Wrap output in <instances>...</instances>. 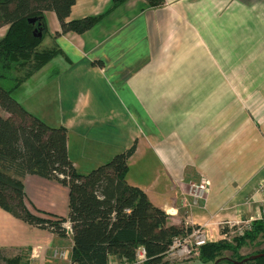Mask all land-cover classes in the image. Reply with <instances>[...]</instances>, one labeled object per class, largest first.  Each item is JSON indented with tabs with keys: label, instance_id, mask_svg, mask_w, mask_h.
<instances>
[{
	"label": "crops",
	"instance_id": "crops-1",
	"mask_svg": "<svg viewBox=\"0 0 264 264\" xmlns=\"http://www.w3.org/2000/svg\"><path fill=\"white\" fill-rule=\"evenodd\" d=\"M111 5L75 0L68 19L102 14L83 33L55 35L60 23L44 11L47 43L38 49L58 54L13 89L14 98L66 128L68 157L80 173L135 144L126 180L168 223L205 225L221 238L222 223L257 220L264 213V0ZM7 29L0 27V39ZM36 79L44 87L19 96ZM59 184L26 174V206L67 217ZM69 230L62 238L0 208V252L10 258L0 261L61 264L57 251L71 260Z\"/></svg>",
	"mask_w": 264,
	"mask_h": 264
},
{
	"label": "trees",
	"instance_id": "trees-1",
	"mask_svg": "<svg viewBox=\"0 0 264 264\" xmlns=\"http://www.w3.org/2000/svg\"><path fill=\"white\" fill-rule=\"evenodd\" d=\"M75 0H0V27L8 25L0 39V79L11 78L10 87L0 85V208L29 225L47 229L59 237L67 236L69 222L73 264H108L117 256L132 262L136 250L145 252L143 264H166L165 253L174 237L190 226L168 223L166 212L154 205L143 189L126 180L128 159L135 144L115 153L107 162L87 173L74 167L67 153V130L51 126L26 110L12 95V90L58 54L56 48L39 50L46 33L44 11H54L60 31L83 33L92 28L101 15L68 19ZM124 0H112L111 10ZM147 6L164 0H144ZM34 18V22H29ZM41 32L40 36L34 33ZM99 66L101 62H94ZM20 70L18 76L7 71ZM26 174L56 180L68 188L67 217L33 212L25 204L22 178ZM226 231V230H224ZM264 238V222L257 219L250 230L232 241L220 239L200 247L202 264H264V256L239 262L264 252V248L247 254L240 249ZM228 251L226 255L224 252ZM9 262L10 258L1 255Z\"/></svg>",
	"mask_w": 264,
	"mask_h": 264
},
{
	"label": "built area",
	"instance_id": "built-area-1",
	"mask_svg": "<svg viewBox=\"0 0 264 264\" xmlns=\"http://www.w3.org/2000/svg\"><path fill=\"white\" fill-rule=\"evenodd\" d=\"M205 190L204 186H199V192L196 193V197H202V192ZM264 222V213L258 218ZM253 220L236 221L234 223L224 222L221 224L223 231L221 238L227 236L240 234L250 230ZM66 226V223L64 224ZM190 230L174 237L166 250V257L175 260L189 259L199 256L200 247L206 244L209 240L204 225H192ZM57 257L60 260H65V254L62 251H57ZM145 252L142 247H138L136 250V257L132 262L124 264H143L145 261ZM68 264H73L71 260H68Z\"/></svg>",
	"mask_w": 264,
	"mask_h": 264
},
{
	"label": "rangeland",
	"instance_id": "rangeland-1",
	"mask_svg": "<svg viewBox=\"0 0 264 264\" xmlns=\"http://www.w3.org/2000/svg\"><path fill=\"white\" fill-rule=\"evenodd\" d=\"M46 41H42L41 44H40V48L41 47H44L46 45ZM40 73V72H39ZM19 74H21V71L20 70H17V71H7L6 73V76L7 75H11V76H18ZM38 78V76H37ZM13 81L11 78L7 77V78H3V79H0V85L2 87H10L12 85ZM39 87H44V84L42 82H39L38 83V79L34 80L31 84H29V86H24L23 88H21L19 91L20 95L21 94H26V95H31L36 89H38ZM0 113L1 114H5L3 113V111L0 109ZM6 115V114H5ZM44 120V119H43ZM48 123V122H47ZM50 124V123H49ZM52 124V123H51ZM110 159V158H109ZM107 159V160H109ZM60 183V182H59ZM60 186V189H61V192H60V195H61V198L63 196V208H67V211H68V188L63 185V184H59ZM35 212V209H31ZM67 227V225L65 226ZM252 227V225H251ZM67 231L68 229H70L69 227L66 228ZM204 229L206 230V233H207V236L209 238L208 242H211V241H218L220 239H224V240H227V241H232L233 240V237L235 236H242L240 234H235V235H231V236H227L225 238H216L214 237V235H211V233L207 230L206 226L204 225ZM251 229V228H250ZM70 231V230H69ZM216 236V235H215ZM216 238V239H215ZM64 246H68V242H67V245L65 243ZM261 248H264V238H259L258 239V242L256 243H247L246 245H244L241 249H240V253L242 254H247V253H250L252 251H255V250H258V249H261ZM66 252H68V250L66 249ZM226 255L229 254L228 251L224 252ZM165 260L167 261L166 264H202L200 262V260L198 259V256L197 257H193V258H189V259H182V260H175V259H170L169 257H166L165 255ZM59 259H56V261H58ZM61 264H68V261L67 260H60ZM0 264H4L2 261H0ZM208 264H212V262H209Z\"/></svg>",
	"mask_w": 264,
	"mask_h": 264
},
{
	"label": "water",
	"instance_id": "water-1",
	"mask_svg": "<svg viewBox=\"0 0 264 264\" xmlns=\"http://www.w3.org/2000/svg\"><path fill=\"white\" fill-rule=\"evenodd\" d=\"M34 21H35L34 18H30V19H29V22H34ZM34 34L37 35V36H40V35H41V32H37V33H34ZM260 256H264V252L249 255V256L243 258V259H242L241 261H239V262H244V261H246V260L255 259V258H258V257H260ZM214 264H216V262H215Z\"/></svg>",
	"mask_w": 264,
	"mask_h": 264
}]
</instances>
